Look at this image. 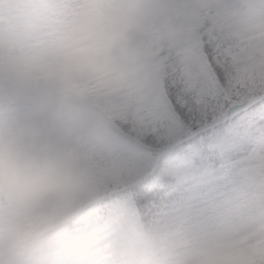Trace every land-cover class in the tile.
<instances>
[{"label": "clouds", "instance_id": "9594fccd", "mask_svg": "<svg viewBox=\"0 0 264 264\" xmlns=\"http://www.w3.org/2000/svg\"><path fill=\"white\" fill-rule=\"evenodd\" d=\"M206 36L264 95V0H0V264H264V139L191 214L125 203L151 160L122 161L118 132L151 123L162 54Z\"/></svg>", "mask_w": 264, "mask_h": 264}, {"label": "snow or ice", "instance_id": "6c2138e0", "mask_svg": "<svg viewBox=\"0 0 264 264\" xmlns=\"http://www.w3.org/2000/svg\"><path fill=\"white\" fill-rule=\"evenodd\" d=\"M198 57L184 54L177 38L162 54L157 86H146L140 105L151 123L137 132H118L122 161L147 155L151 163L125 193L127 206L140 212L164 200L168 208L197 211L224 186L228 163L264 139V95L245 98L231 88L226 38L205 37ZM54 264V262H50Z\"/></svg>", "mask_w": 264, "mask_h": 264}]
</instances>
